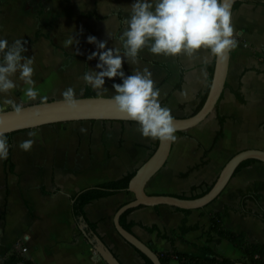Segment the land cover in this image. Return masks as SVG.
Instances as JSON below:
<instances>
[{
    "label": "crops",
    "instance_id": "0c3cea01",
    "mask_svg": "<svg viewBox=\"0 0 264 264\" xmlns=\"http://www.w3.org/2000/svg\"><path fill=\"white\" fill-rule=\"evenodd\" d=\"M59 1L29 0L30 8L25 0H17V38L33 40L40 29L44 35L51 36L56 45L78 56H65L46 37L33 42L43 44L44 40L61 51L65 58L77 61L71 66L69 63L61 65L58 76L53 70L52 56L47 52L36 53L44 61L34 64V79L48 101L63 99L62 92L69 86L75 89L78 98L83 97L86 84L83 73L99 70L96 69L98 58L88 59L90 52L98 50L96 44L88 53L72 52L64 45L65 39L76 31L70 24L77 20L80 26L77 30H82L74 35L79 49L81 41L87 38L84 31L88 25H93L92 35L99 41H106L108 48L120 47L123 56L120 35L127 27L126 19L133 3V0ZM71 6L81 9L80 18L67 16L63 9ZM88 13L99 18L88 17ZM51 24L55 26L50 27ZM233 24L239 44L231 51L227 87L218 111L199 126L176 133L177 140L173 142L169 159L147 184V193L190 196L193 186L215 183L224 165L236 153L250 148L264 150V0H243L233 11ZM58 27H61V34H58ZM56 38H62L63 44L57 43ZM79 62L84 64L82 71L77 68ZM215 64V57L206 51L191 57H171L154 55L145 47L138 64L124 57L123 70L130 75L135 69L148 67L161 90V102L167 99L166 105L174 118H187L195 114L211 87ZM122 82L120 77L105 78L107 91L93 90L98 96L111 97L115 94L113 84ZM19 83L23 86L22 81ZM239 88L245 103L233 92ZM17 91L20 95L10 93L9 99L19 103L22 91L20 88ZM38 102H25V106ZM0 108L8 110L12 106L0 97ZM218 113L226 119L224 136L208 154L206 166L181 178L182 173L201 162L204 149L210 148L220 131ZM30 132L35 133L31 137L35 143L30 151H25L19 145L30 138ZM158 143V140L142 136L137 123L129 121H73L16 132L9 149L11 161L7 163L9 157L0 161V217L5 223L0 224V264L16 253V246L17 264H109L98 239L121 264H146L114 225L117 210L134 199L133 193L122 192L95 200L86 206L85 216L79 217L73 214L71 197L97 184L135 174L154 153ZM257 182H264V163L260 161L240 170L221 195L204 208L185 213L166 205L140 206L127 217L126 223H132L131 232L155 253L175 250L209 259L212 254L205 248L210 247L217 255L243 262L240 250L227 240L217 242L215 234L209 241L207 231L212 215L220 213L227 229L245 233L252 243H264V223L244 212L239 196L240 191ZM246 206L252 211L259 209L251 200ZM261 206L264 209V200ZM183 222L189 228L184 232L181 231ZM89 224L95 225L96 231ZM153 227L156 229L149 231Z\"/></svg>",
    "mask_w": 264,
    "mask_h": 264
},
{
    "label": "clouds",
    "instance_id": "9594fccd",
    "mask_svg": "<svg viewBox=\"0 0 264 264\" xmlns=\"http://www.w3.org/2000/svg\"><path fill=\"white\" fill-rule=\"evenodd\" d=\"M234 0H133L126 19L127 27L120 35L121 48H108L106 41H99L95 35H88L89 43L98 50L89 53L88 59L98 58L96 70L83 73V80L95 90H105V78H122V83H114L115 94L110 103L127 119L133 120L142 136L171 143L177 140L175 118L169 106L160 100L161 90L156 86L148 67L135 69L126 75L123 70L124 57L132 64H138L140 53L145 47L154 55L175 57L196 55L206 51L217 61L227 62L232 50L238 47L233 24ZM78 43L72 34L64 44ZM27 41L16 38L11 43L0 38V97L11 104L12 110L22 114L25 102L39 101L44 105L47 95L41 94L36 86L35 57L25 55ZM23 82V86L19 83ZM20 88L22 101L9 99V94ZM64 105L72 111L78 109L80 99L71 86L62 92ZM86 131V129H82ZM20 142L19 147L30 151L35 141ZM10 144L5 132L0 131V161L9 157Z\"/></svg>",
    "mask_w": 264,
    "mask_h": 264
},
{
    "label": "water",
    "instance_id": "95a60500",
    "mask_svg": "<svg viewBox=\"0 0 264 264\" xmlns=\"http://www.w3.org/2000/svg\"><path fill=\"white\" fill-rule=\"evenodd\" d=\"M243 0H234V5ZM230 56L227 62L216 60L213 79L208 97L203 107L194 115L187 118H175L177 132H185L199 126L213 112L225 90ZM80 104L77 110H69L63 99L47 101L44 105L34 103L26 105L22 114L17 115L12 109L0 111V131L14 133L22 130L33 129L45 125H52L73 121H129L110 103V97H79ZM173 142L162 143L159 141L157 148L151 157L136 171L129 182L128 191L133 193L134 199L121 206L114 217V225L120 236L132 247L141 252L151 260L153 264H162L159 256L146 243L141 241L135 234L128 231L121 225V216L131 209L140 206L156 207L171 206L179 209L194 210L208 206L216 200L227 187L237 168L245 161L256 160L264 163V150L250 148L242 150L233 155L221 170L212 188L198 198H180L171 194H149L146 186L149 181L166 165L171 154ZM102 244L103 255L109 264H121L119 260Z\"/></svg>",
    "mask_w": 264,
    "mask_h": 264
},
{
    "label": "trees",
    "instance_id": "16d2710c",
    "mask_svg": "<svg viewBox=\"0 0 264 264\" xmlns=\"http://www.w3.org/2000/svg\"><path fill=\"white\" fill-rule=\"evenodd\" d=\"M241 2L242 1L237 2L234 5V9H236L241 4ZM86 16H88V17L96 16L97 18H99V16L95 15L94 13H88V14H86ZM41 37H46L55 46L56 49L62 50L65 53V56L78 58L77 55L70 54V53L66 52L65 49L62 48L61 46L56 45L54 43L52 37L49 35H44L43 33H41L40 29H38L36 31L35 38L33 40L27 41V44L33 43ZM213 73H214V68H213L212 73H211L210 86H211L212 79H213ZM225 87H227V84ZM209 91H210V87H209L207 94L202 98L200 105H199V108L197 109L195 114L203 107V105H204V103L208 97ZM233 92H234L235 96L237 97V99L241 103H245V101L242 97L240 88L237 90H233ZM95 96H98L97 92H95L93 90V88L88 83H86L83 97H95ZM221 98H222V96H221ZM162 104L166 105L167 99L162 101ZM216 110L218 111V105L216 107ZM218 118H219L221 129L216 134L212 145L210 146L209 149H204V154H203V157L201 159V162L199 164H196L195 166L189 168L186 173H182L181 178H186L191 172H193L195 170H199L200 168H202L208 164V160H206L208 154L217 146L219 140L224 136L223 127H224V123H225L226 119H225V117L220 116L219 113H218ZM15 133L16 132L6 134L8 137L10 145L13 144V135ZM179 133H183V132H179ZM199 146L201 148H203L201 144H199ZM10 161H11V158L9 157L7 159V163ZM255 161L256 160H248V161L243 162L237 168L234 176L240 170H242L244 167H246L249 163H252ZM133 176H134V174L129 175L127 178L122 179V180L100 183V184H97L95 186L84 189V190L76 193L75 195H73L71 197V199L73 202V214L75 215V217L85 216L86 206L95 200H98V199L103 198V197L112 196V195L122 193V192H129L128 191L129 182ZM213 185H214V183L211 186H208L206 183H202L200 186H193L191 188V195L190 196H186L185 194H183V195H180L178 197H180V198H198V197L206 194L212 188ZM199 190H200V192H199ZM8 193L9 192L7 191V195H8ZM239 196L241 198V202H242L244 212L248 213V214H252L253 216L259 218L264 223V209L261 206V201L264 200V182H257L255 184H253V186L251 188L246 189L244 191H240ZM248 200L255 202L258 205L259 209L257 211H252V210L247 209L246 202ZM6 204H7V202H6ZM179 210H181L185 213H188L191 211V210H187V209H179ZM133 211H134V209L127 211L126 213H124L121 216V219H120L121 225L130 232H131V228H132V223L131 222L126 223V219ZM4 215L5 214L3 213V217H4ZM89 226L94 231H96L95 225L89 224ZM155 229H156L155 227L149 228V231H154ZM187 229H189V228H187L185 225V222H183V225L181 227V231L184 232ZM207 234L209 237L208 238L209 241L213 240L214 237L212 234H215L218 236V238L216 239L217 242H221L222 240H227L228 242L233 244L243 254L244 261L243 262H237V261H233L229 258L217 255L212 251V249L210 247L205 248V250H207L209 253L212 254V257L209 259L194 257V256H191L188 254H183V253L177 252L175 250L171 253H159V252H156V253L159 256L162 264H173V261H176V264H264V243H252L247 239L245 233H235V232L227 229L223 223L222 214L214 213L212 215L211 227L207 231ZM136 251L145 260L146 264H153L149 258H147L145 255H143L138 250H136ZM17 260L18 259L16 257V253H12L9 257H7L4 260V264H17Z\"/></svg>",
    "mask_w": 264,
    "mask_h": 264
},
{
    "label": "rangeland",
    "instance_id": "374dc122",
    "mask_svg": "<svg viewBox=\"0 0 264 264\" xmlns=\"http://www.w3.org/2000/svg\"><path fill=\"white\" fill-rule=\"evenodd\" d=\"M52 1L56 2L59 0H52ZM66 1L67 0H63V1H59V2H66ZM87 1H90V0H85V2H87ZM0 3H1V5H0V26H1L0 27V38H6L11 43L14 39L17 38V31L15 30V27H17V23H15L17 21V0H0ZM25 3H27V5L30 7L29 0H25ZM24 9H25V7H24ZM83 9H87V8H83ZM63 10H64V12H66L67 16H69V17L76 16L77 18H80L79 13H80L81 9L78 10V9H75L74 7L71 6V7H66ZM77 23H79V22L77 20H74V22L70 24V26H72L74 28V30L76 29V31L73 32V35H76V36L78 35V32L79 33L82 32L81 29L77 30L80 27L79 24H77ZM49 26L52 27L55 25L51 24ZM92 27H93V25H88V27L84 31V33H86L87 36L92 35V31H93ZM89 28H91V30H89ZM58 31H59L58 34H61V27H58ZM76 36H74V37L76 38ZM56 42L59 44H63V39L62 38H59V39L56 38ZM42 43L43 44H34V43L33 44H26V48L28 49V51L25 53V55H27L29 57L34 56L35 57V63L34 64H39V63L44 61V60L39 59L40 55L39 56L36 55L37 52H41V53L47 52V54H50V56H52V60L54 63L53 70L56 72L57 75L61 74V70H62L61 65L65 64V63H69L71 66V65L77 63L76 60H73L71 58H65L61 51L54 49L46 41L44 42V40H43ZM80 47L81 48L79 49V43L73 44L71 46H66V48H68L72 52L80 51V52L88 53L91 50H93L94 44L89 43L87 38H86V39H83L81 41ZM92 62H93V60H92ZM83 65H84L83 62H79L77 64V68H80V70L82 71ZM17 92H18L17 89L13 90L12 94L14 96L20 95V92H18V93ZM3 110H5V108H0V111H3ZM1 192H2V190L0 189V195H1ZM0 224H5L3 222V220H1V217H0ZM15 250L17 253V246L15 247Z\"/></svg>",
    "mask_w": 264,
    "mask_h": 264
}]
</instances>
